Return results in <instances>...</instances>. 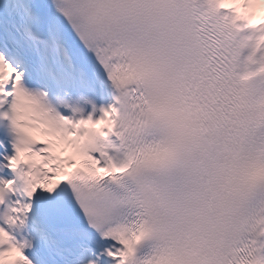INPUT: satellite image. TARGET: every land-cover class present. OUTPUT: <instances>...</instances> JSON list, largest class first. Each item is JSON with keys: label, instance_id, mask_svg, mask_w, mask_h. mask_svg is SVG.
Listing matches in <instances>:
<instances>
[{"label": "snow or ice", "instance_id": "obj_1", "mask_svg": "<svg viewBox=\"0 0 264 264\" xmlns=\"http://www.w3.org/2000/svg\"><path fill=\"white\" fill-rule=\"evenodd\" d=\"M0 264H264V0H0Z\"/></svg>", "mask_w": 264, "mask_h": 264}]
</instances>
